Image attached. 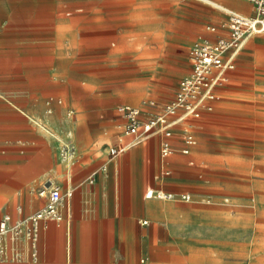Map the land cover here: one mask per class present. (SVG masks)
<instances>
[{
	"label": "crops",
	"instance_id": "0c3cea01",
	"mask_svg": "<svg viewBox=\"0 0 264 264\" xmlns=\"http://www.w3.org/2000/svg\"><path fill=\"white\" fill-rule=\"evenodd\" d=\"M205 1L228 9L226 19L231 12L255 14L248 0ZM164 5L168 7L162 11ZM175 5L176 0H0V222L6 215L15 223L38 212L55 186L64 195L72 192L60 207L63 219L42 221L36 241L27 235L8 241L0 264H140L139 250L153 243L145 240V225L160 217L159 197L148 198L147 192L192 196L182 191L192 178L187 165H195L187 161L192 151L182 153L183 126L170 138L173 157H157L162 136L112 156L110 149L119 142L126 120L114 109L113 91L97 90L96 82L86 77L88 71H82L91 67L88 59H74V54L94 53L97 38L107 45L113 36H128L130 29L121 22L144 20L146 13L154 20L162 15L171 20ZM215 34L207 39L216 40L223 32ZM188 64L184 76L191 72L189 53ZM232 72L228 83L216 90L212 112L221 106ZM175 94L141 109L157 114ZM49 102L54 117H61L58 122L49 116ZM67 107L72 115L65 116ZM188 122L192 129L197 126ZM50 124L56 129L52 156L46 130ZM69 133L78 154L73 164L59 158L58 141ZM106 156L109 162L103 165ZM164 168L171 174L162 175ZM141 216L145 218L137 223Z\"/></svg>",
	"mask_w": 264,
	"mask_h": 264
},
{
	"label": "rangeland",
	"instance_id": "374dc122",
	"mask_svg": "<svg viewBox=\"0 0 264 264\" xmlns=\"http://www.w3.org/2000/svg\"><path fill=\"white\" fill-rule=\"evenodd\" d=\"M175 7L171 20L163 15L154 20L146 13L144 20L121 22L130 29L128 36H113L107 45L97 38L94 53L74 54L75 60L90 62L82 71H88L97 90L113 91L114 109H144L152 100H170L190 71L191 45L216 37L213 26L227 35L223 24L228 9L205 0H176ZM237 61L219 109L188 118L197 123L198 144L187 157L195 165H187L192 178L182 191L190 192L192 200L184 203L162 193L160 217L146 218L145 240L153 243L139 250L140 264H264V33L245 45ZM71 109L65 108V116ZM47 127L52 156L56 129ZM67 139L58 141L60 160V146ZM108 160L106 156L103 165Z\"/></svg>",
	"mask_w": 264,
	"mask_h": 264
},
{
	"label": "built area",
	"instance_id": "2783aa9c",
	"mask_svg": "<svg viewBox=\"0 0 264 264\" xmlns=\"http://www.w3.org/2000/svg\"><path fill=\"white\" fill-rule=\"evenodd\" d=\"M253 3L255 14L246 16L231 12L223 24L227 35L221 34L216 40L203 39L196 41L189 51L191 72L184 76L178 84V89L172 101L161 104L157 114L143 112L142 109L131 105H119L118 112L125 118L126 123L120 135L119 142L110 149L112 156L123 154L152 137L162 136L161 157L163 160L172 155L176 149L170 138L175 128L183 126L182 140L185 147L182 153L190 154L192 147L198 144L188 118H200L205 112L214 110V102L218 99L216 90L225 86L229 81V72L236 68V59L252 37L264 33V0H248ZM217 32L216 26L210 27ZM152 104L158 105L156 101ZM51 102L48 112L52 113ZM73 111L69 112L72 115ZM61 161L73 164L77 157V149L69 133L68 139L60 146ZM167 168L162 175H170ZM44 195V192H41ZM72 192L62 194L60 187H53L47 194L46 205L28 218L12 223L11 216L6 215L0 222V258L4 259L8 252V241L18 240L27 235L33 241L37 240L38 230L42 221H61L63 216L60 207L66 197ZM159 197L148 191L146 197ZM178 197L179 200L190 202V194L180 196L169 195V198ZM147 224V221H144ZM35 256V255H34ZM17 257H19L17 255ZM34 264H38L37 261Z\"/></svg>",
	"mask_w": 264,
	"mask_h": 264
},
{
	"label": "bare ground",
	"instance_id": "6f19581e",
	"mask_svg": "<svg viewBox=\"0 0 264 264\" xmlns=\"http://www.w3.org/2000/svg\"><path fill=\"white\" fill-rule=\"evenodd\" d=\"M151 193L153 194V192L151 191ZM159 195H160V198L162 197V193L159 192ZM166 198H169V195L168 196H165ZM150 198V197H149Z\"/></svg>",
	"mask_w": 264,
	"mask_h": 264
}]
</instances>
